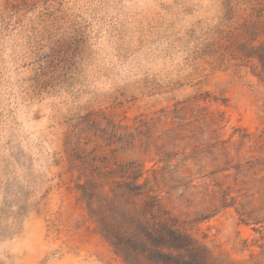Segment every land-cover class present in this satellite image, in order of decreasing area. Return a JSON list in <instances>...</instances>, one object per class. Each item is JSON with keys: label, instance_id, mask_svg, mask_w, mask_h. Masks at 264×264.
<instances>
[{"label": "rangeland", "instance_id": "1", "mask_svg": "<svg viewBox=\"0 0 264 264\" xmlns=\"http://www.w3.org/2000/svg\"><path fill=\"white\" fill-rule=\"evenodd\" d=\"M92 164L264 264V0H0V264H129Z\"/></svg>", "mask_w": 264, "mask_h": 264}, {"label": "trees", "instance_id": "2", "mask_svg": "<svg viewBox=\"0 0 264 264\" xmlns=\"http://www.w3.org/2000/svg\"><path fill=\"white\" fill-rule=\"evenodd\" d=\"M89 182L105 188L112 185L110 204L120 213L112 219L98 217L96 223L104 237L129 264H209L206 261L182 260L201 250L166 210L160 199L140 183L141 172L129 165L108 171L106 166L90 165ZM136 200L140 203L137 204ZM93 218L94 215H92ZM133 237L138 239L135 242ZM147 242L152 247L147 246ZM203 252H201L202 254Z\"/></svg>", "mask_w": 264, "mask_h": 264}]
</instances>
